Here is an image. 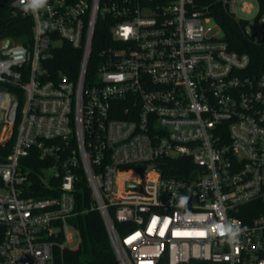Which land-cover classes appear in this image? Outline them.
I'll list each match as a JSON object with an SVG mask.
<instances>
[{
  "label": "built area",
  "instance_id": "1",
  "mask_svg": "<svg viewBox=\"0 0 264 264\" xmlns=\"http://www.w3.org/2000/svg\"><path fill=\"white\" fill-rule=\"evenodd\" d=\"M222 3L237 19L253 8ZM32 15L31 42L0 37V146L14 136L0 147V264H65L82 178L119 264H264V71L194 0H48ZM100 17L113 44L92 76ZM63 41L81 51L75 75L44 66ZM33 151L47 162L36 187ZM175 159L182 173L164 174Z\"/></svg>",
  "mask_w": 264,
  "mask_h": 264
},
{
  "label": "trees",
  "instance_id": "2",
  "mask_svg": "<svg viewBox=\"0 0 264 264\" xmlns=\"http://www.w3.org/2000/svg\"><path fill=\"white\" fill-rule=\"evenodd\" d=\"M258 2V15L262 17L264 16V0H258ZM194 4L198 9H204L207 15L215 19L218 26L223 30V38L228 42L231 49L247 53L250 56L249 69L251 72L259 74L264 71V33L258 37L255 33L247 32L246 27L249 21L237 19L228 12L222 0H194ZM111 22V17H100L97 23L88 71V73L92 72V76L100 63L101 48L113 44L110 34ZM33 28L34 19L32 14L24 13L20 5L13 4V0H0V37H10L17 42L29 43L33 37ZM80 59L81 51L74 48L69 42L63 41L60 45L51 48L44 66L54 75L59 72L75 75L79 69ZM13 143L14 136L5 146L0 147L6 152ZM26 162L34 181L33 186H41L39 174L42 168L47 165V162L41 160L36 151L31 152ZM182 162H184L183 159L170 160L163 167L164 174L180 175L182 171L178 169H180L179 165ZM48 194L39 191L30 193L32 196ZM76 197L78 213L72 221L79 230L80 242L78 246L65 249L64 263L119 264L100 211L91 209L92 196L85 178L81 179Z\"/></svg>",
  "mask_w": 264,
  "mask_h": 264
},
{
  "label": "rangeland",
  "instance_id": "3",
  "mask_svg": "<svg viewBox=\"0 0 264 264\" xmlns=\"http://www.w3.org/2000/svg\"><path fill=\"white\" fill-rule=\"evenodd\" d=\"M242 1L250 2L253 5L251 12H242L240 8L237 9V13L239 16H242L249 20V24L246 27L247 32L255 33L258 37L261 36L263 34L264 23L261 17L258 15V10H259L258 0H242ZM207 27L212 28V32L210 34L216 33L219 36L224 35L223 30L218 26L217 22L213 18H211V20L207 23ZM3 128L4 126L1 124V121H0V138L3 135ZM5 159L6 157L0 158V160H5ZM72 232L74 234V241L70 245L78 246L80 242V237L76 232H74V230Z\"/></svg>",
  "mask_w": 264,
  "mask_h": 264
},
{
  "label": "clouds",
  "instance_id": "4",
  "mask_svg": "<svg viewBox=\"0 0 264 264\" xmlns=\"http://www.w3.org/2000/svg\"><path fill=\"white\" fill-rule=\"evenodd\" d=\"M21 9L26 14H37L41 9H44L48 5V0H18ZM187 197H182L180 203L183 205L187 201ZM245 231V229L235 226L228 229L229 241H237L239 235Z\"/></svg>",
  "mask_w": 264,
  "mask_h": 264
},
{
  "label": "water",
  "instance_id": "5",
  "mask_svg": "<svg viewBox=\"0 0 264 264\" xmlns=\"http://www.w3.org/2000/svg\"><path fill=\"white\" fill-rule=\"evenodd\" d=\"M9 43V41H7V44ZM0 154H2V152L0 151ZM152 166L151 165H139L138 166V169L142 172L143 175H145L147 173V171L151 168ZM45 175L47 178L48 177V174H46L45 172Z\"/></svg>",
  "mask_w": 264,
  "mask_h": 264
}]
</instances>
